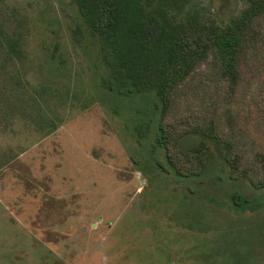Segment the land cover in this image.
<instances>
[{"label":"rangeland","instance_id":"1","mask_svg":"<svg viewBox=\"0 0 264 264\" xmlns=\"http://www.w3.org/2000/svg\"><path fill=\"white\" fill-rule=\"evenodd\" d=\"M243 8L190 3L205 23H227ZM0 21L21 37L17 72L29 92L49 89L40 123L37 107L7 106L0 78V264H264V201L242 213L231 204L235 192L259 201L264 191L228 180L217 158L195 181L143 171L151 135H136L153 109L100 88L97 47L73 38L70 0H0ZM259 26L232 96L203 66L166 117L179 135L213 122L246 162L264 143V19Z\"/></svg>","mask_w":264,"mask_h":264},{"label":"trees","instance_id":"2","mask_svg":"<svg viewBox=\"0 0 264 264\" xmlns=\"http://www.w3.org/2000/svg\"><path fill=\"white\" fill-rule=\"evenodd\" d=\"M238 1L244 4L238 16L227 23H205L190 12L192 0H70L78 17L73 38L78 43L89 38L97 47L100 88L120 100L142 98L153 109L149 124L136 135H151L152 149L143 171L156 166L176 182L195 181L209 172L212 159L217 158L228 180L245 181L254 190L264 191V143L246 162L231 141L216 132L213 122L182 135L166 122L180 88L203 66L226 85L227 97L236 91L244 73L242 65L260 42L259 22L264 19V0ZM24 58L21 37L11 35L0 21V78L8 87L1 95L18 112L37 107L36 119L42 123L47 119L42 98L49 89L42 86L29 92V84L17 72ZM155 152L162 155V163ZM262 201L264 195L257 201L240 192L231 198L233 209L241 213Z\"/></svg>","mask_w":264,"mask_h":264}]
</instances>
